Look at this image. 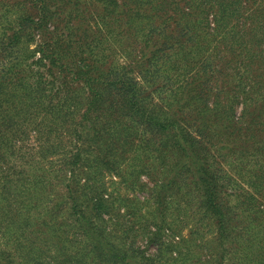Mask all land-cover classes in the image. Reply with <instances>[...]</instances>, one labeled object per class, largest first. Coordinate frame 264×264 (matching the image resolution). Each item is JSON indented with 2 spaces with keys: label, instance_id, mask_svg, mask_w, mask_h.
I'll list each match as a JSON object with an SVG mask.
<instances>
[{
  "label": "rangeland",
  "instance_id": "1",
  "mask_svg": "<svg viewBox=\"0 0 264 264\" xmlns=\"http://www.w3.org/2000/svg\"><path fill=\"white\" fill-rule=\"evenodd\" d=\"M228 1H234L236 13L226 19L220 16L222 27L214 30L216 9L211 6L218 0H146L133 9L140 11L142 20L117 24L116 37L108 39L106 33L97 32L96 15L102 5L96 0H72L69 5L61 0H0V72H34V80L52 82L45 85L47 97L39 98L32 110L25 108L29 101L19 99L15 108H9L12 121L18 122L14 133L7 134L16 172L10 206L0 201L4 209L0 210V252L16 264H76L78 256L88 260L85 264H113L91 256L73 222L75 213L83 211L86 216L94 214L92 221L109 245L138 261L151 257V261L142 259V264H264V11L258 10L264 9L258 6L264 0ZM37 3L57 11L53 17L57 20L35 27L31 22L38 20ZM173 14L184 19L168 20ZM68 18L81 25L82 33L97 37L82 53V59L93 66L91 72L117 70L119 77L131 79L140 93L144 91L151 109H163L188 131L209 121L228 126L233 137L237 136L233 130H241L235 140L223 138L224 149L213 148L215 152L204 157L222 178V224L203 212L201 192L191 184V176L170 169L179 155L163 150L165 136L133 129L126 144L97 150L110 165L92 154L85 137L77 147L68 142L70 132L62 125L68 117L61 116L72 110L70 122H78L86 105L73 101L61 107L59 99L68 94L57 96L61 80L44 72L69 74L78 61L62 54V60L52 64L41 53L55 51L48 45L52 43L71 50L65 44ZM140 24L157 32L166 26L178 32L169 43L162 39L161 52L144 54L148 29L139 31ZM15 33L21 34L16 43L3 38ZM135 60L143 72L135 69ZM131 66L133 72H126ZM31 96L30 100L37 98L36 93ZM105 105L101 110L106 113ZM18 116L25 122L20 123L23 118ZM215 136L211 132L209 138ZM255 175L261 176L259 181ZM249 182L261 184L258 194ZM91 196L98 201H91ZM93 201L99 202L102 213L90 210Z\"/></svg>",
  "mask_w": 264,
  "mask_h": 264
},
{
  "label": "trees",
  "instance_id": "2",
  "mask_svg": "<svg viewBox=\"0 0 264 264\" xmlns=\"http://www.w3.org/2000/svg\"><path fill=\"white\" fill-rule=\"evenodd\" d=\"M61 1H63L64 5H69L72 2V0H67L66 2L65 0ZM96 1L98 4L102 5L100 8L101 10L96 15L97 32L106 33L108 39L116 37L115 31L118 30L115 29V26L117 24H134V21L137 18L142 20V17H144L140 14L139 10L133 9H138L142 4L146 3V0H122L120 3H118L117 0ZM248 1L249 0H247V2ZM233 4L234 1L218 0L217 4L211 6L212 9H216L214 20H216L217 24L214 30L221 29L222 27L220 16H223L221 19H226L232 17L236 13V8ZM263 4H259L258 6H264ZM47 5H39L37 3L35 7L37 8L36 16L38 17V20L34 23V21L29 19V21H32V24L37 25L35 26L37 28H42V25L43 27H46L50 22H55L57 20L53 18L57 11L52 12L50 6ZM162 6H164V2ZM258 10L260 12L264 11V9L260 8ZM175 16L179 20L184 19L183 15L173 14L168 17V20ZM147 18L153 20L152 16H147ZM34 25H32V27ZM187 25L189 26V24ZM112 28H114V30ZM44 29L45 30L43 31L48 32V28ZM129 29H131V27H129ZM147 29L148 31H146ZM168 29L169 26H166L162 32H157L155 31V28H151L149 25L144 26L143 24H140L139 31H146L144 33V40L147 50H144L143 53L156 55L161 52L163 50L162 47L164 46L163 43H160L162 39H165L166 42L169 43L172 41L171 38H174L176 32H178V29H176L174 34V31ZM64 31H66L67 36L65 44L70 45V51H66L65 48H63L64 45L58 49L56 44L52 43L48 45L55 51L45 55V51L41 50V53H43V58L45 57L49 59L52 64L61 61L62 54L66 56V58L73 57L78 61L73 63L74 72H69V74L65 72H44L58 82L61 80V86H57V90H55L57 96L64 93L68 94L66 99L64 97L59 99L58 103H61V107L64 108L73 101L76 105H86L82 116H80L81 119L78 120V122H74L73 119L72 122H70L73 114L72 110H69V112H63L61 116V118L68 117L67 120L62 121V125L66 126V131L70 132L68 142H74L73 146L77 147L78 143L82 142L80 140L85 137L86 145L90 148L92 154L94 153L93 155H97V157L101 158L105 165H110L105 157L100 156V153L96 154L97 150L111 149V146L116 143L126 144V140H130L134 135V132L132 131L133 129H142L146 132L149 131L150 134L154 133L165 136L167 142L165 143V146H162L163 150L168 149L175 151L179 155V158L170 166V169L172 172L184 170L191 176V184H194V187H197L201 192L203 212L206 215L213 217L217 223L222 224L224 222V212L221 202V191L223 189L221 183L222 178L219 176L218 170L215 167L213 168L212 164L208 161H205L204 157L211 152H215L216 149L219 151L224 149L223 138L227 139V142L230 140L228 139L229 137L234 138L235 140L241 130H233L237 131V136L233 137V132L228 133L229 127H224L223 123L218 121H209L207 124L194 127L192 131L186 130V128L183 127V123L178 122V120H173V118L170 119L167 112L163 109L161 112H155L154 109H151L145 103L147 98L143 95L144 91L143 93H140L142 91L139 92V89L137 90L135 87L137 86V83H134L131 79L124 76L119 77L118 74L115 73L117 70H109L108 72L110 73L108 74L90 71L93 66L90 62H85V59H82V53L84 51L83 49L89 48L92 43L96 41L97 37L93 38V36L82 33L81 25L74 24L71 18H68ZM127 34L130 35L128 29ZM20 35L21 34L18 33L9 37L3 35V38L10 39L11 42L16 43L19 40ZM117 36H119V34H117ZM73 37H77L75 42H73ZM49 46L47 49H51ZM128 57L130 56L128 55ZM134 62L136 63L135 69H141V72H143L139 65V61L135 60ZM125 69L126 72H133L132 66ZM35 74L36 73L34 72H0V201L8 206L11 204V198L14 197L11 191V186L13 185L12 183L16 171L15 168L13 169L9 158L10 154L8 153V150H11V138L7 134H11V132L14 133V125L18 124V122H15V118L12 121L13 118L10 114L9 108L11 105H14L13 103H17L16 100L19 99L21 103L29 101L24 104L27 106L25 108L29 111V109H33L34 103L39 98L47 97L45 96V93L47 92L45 91V85L52 82L48 80L43 81L40 78L34 80ZM30 79L33 80L29 82ZM28 82L30 84H28ZM130 84H133V86ZM54 85L55 84H53V86ZM54 88L52 87V89L48 91V96L52 94ZM35 93L37 98L30 100L32 97L31 95ZM105 103L104 110L106 113L101 110L102 105ZM47 109L52 111L51 107H47ZM21 112L25 113L26 110L22 108ZM19 118H23L20 123H24L26 120L25 117L18 116V119ZM244 118L245 113L241 116V119ZM69 123L70 125H68ZM211 132L213 135L216 133L215 139L211 140L209 138ZM193 133L196 135L194 136ZM39 134L40 131L37 130L36 137L39 136ZM217 135L219 137H217ZM214 140L216 142L211 148ZM90 154L86 153L85 156L89 157L91 156ZM77 155L78 154L74 156L76 157ZM104 155L107 156V153ZM260 178V175L254 176L256 181H259ZM249 183L253 185L254 191H256L255 193L258 194L259 190H261V184ZM68 192L69 194L74 195L72 189L69 188ZM159 195L161 202H163L165 196L162 194V190L159 192ZM73 199V201L77 200L76 197ZM90 199L91 201H98L94 196H91ZM95 202L90 210H95V213H102L101 210H98L99 202ZM104 208L107 207L105 206ZM0 210L3 212L4 209L0 208ZM75 216H77V218H75L73 222L77 224L76 227L84 236L88 244L87 246L90 248L89 252L91 253V256H93V259H96L98 262L106 260L109 263L114 262L113 264H142V259L150 260L149 258L151 257L145 259L142 256V259L138 261L136 260V256H127L125 251L118 250L109 245V242L105 236H103L102 231H99V228L92 221L94 214L86 216L82 211L75 213ZM86 261L88 260L82 256H78L76 264H85ZM0 264L16 263L9 259V255L0 252Z\"/></svg>",
  "mask_w": 264,
  "mask_h": 264
}]
</instances>
